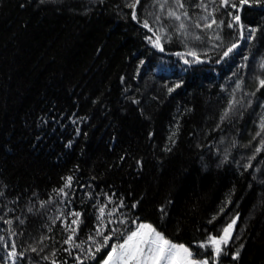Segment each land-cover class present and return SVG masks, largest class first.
I'll list each match as a JSON object with an SVG mask.
<instances>
[{
    "label": "trees",
    "instance_id": "trees-1",
    "mask_svg": "<svg viewBox=\"0 0 264 264\" xmlns=\"http://www.w3.org/2000/svg\"><path fill=\"white\" fill-rule=\"evenodd\" d=\"M133 3L0 0V264H102L142 223L206 259L199 245L233 219L218 264H264V146L228 159L213 146L219 126L243 144L238 131L264 122L260 85L256 111H228L264 63V0H167L180 20L164 0H140L133 19ZM33 196L42 218L20 226ZM98 228L111 237L100 252Z\"/></svg>",
    "mask_w": 264,
    "mask_h": 264
},
{
    "label": "snow or ice",
    "instance_id": "snow-or-ice-1",
    "mask_svg": "<svg viewBox=\"0 0 264 264\" xmlns=\"http://www.w3.org/2000/svg\"><path fill=\"white\" fill-rule=\"evenodd\" d=\"M140 0H135V3L130 4L129 6L133 8V19H136L135 8L139 4ZM167 3V0H164ZM176 4L183 8V4L180 3V0H175ZM214 2V0H213ZM261 3V0H240V5L231 3V0H221V6L224 7H232L239 8L241 5L250 4V3ZM201 5H204L203 0H201ZM168 15L170 17H174L176 20H180V16L175 12H169ZM187 15V13H185ZM231 15V13H229ZM233 20L239 24L240 16L234 15ZM212 24H223V21L217 22L215 19L212 20L211 23L206 24L205 26L208 28L212 27ZM234 25L232 23L228 24L229 28H232ZM144 27L149 28V24L147 21L144 22ZM197 27H200L198 24ZM180 28L183 29L184 25L181 24ZM151 31V28H149ZM255 29H251L250 32H254ZM199 39V37H196ZM243 38V37H241ZM251 38V36L249 37ZM216 39H220L219 35L216 36ZM159 45V38H157V42L154 46ZM238 47L237 44L233 43L227 50L222 53L221 59L228 57L230 53H233V50ZM188 55L192 56L194 59H197L196 52H189ZM185 63H189V61H185ZM260 86L264 87V79L260 80ZM179 87V85H177ZM239 88V85H237ZM171 91V89H170ZM228 113L225 112L224 116L227 117ZM223 119V117H222ZM262 127H264V122H262ZM71 177L68 178V183L65 185L66 187H70L71 185ZM60 191H63L61 189ZM135 207V205H133ZM101 214L103 215L104 209H100ZM223 211V209L221 210ZM73 215L79 217V213H73ZM11 223V221H9ZM73 224L78 223V220L72 221ZM123 223V221H121ZM236 224V219H233L226 227L222 229V234L214 237L209 236L207 238V244H200L199 247L211 248V254L209 258L201 259L197 255L190 250V248L185 247L183 244H174L167 240L163 235H161L158 231H156L149 224H139L137 229L132 231L131 234L127 235V238L123 243L112 246L111 250L107 252L106 257L102 258V264H209V260L213 262H218L219 257L227 253L225 252V248L229 244L232 238V232L234 229V225ZM70 231H75L74 229H69ZM113 231H116L113 229ZM96 235L103 236V240L99 242L96 247V252H100L102 248L108 247V240L111 239L110 236H104V233L101 229H97ZM73 237L69 236L65 241L66 243L72 242ZM93 243H96L93 240ZM13 249L15 245H12ZM74 247L80 248V244H74ZM35 251V249H33ZM9 255H15V252L9 253ZM238 256V253H237ZM90 258L95 259L96 257L90 254ZM236 258V257H233ZM47 259V257H45ZM79 259V257H77ZM83 264V261H81Z\"/></svg>",
    "mask_w": 264,
    "mask_h": 264
},
{
    "label": "rangeland",
    "instance_id": "rangeland-1",
    "mask_svg": "<svg viewBox=\"0 0 264 264\" xmlns=\"http://www.w3.org/2000/svg\"><path fill=\"white\" fill-rule=\"evenodd\" d=\"M167 4L170 5V3H165L164 5H162L163 11H160V12H162L161 15H163V16H169L168 13H166V11L169 10L170 8H173L171 6H168ZM168 12H170V11H168ZM181 24H182V22L178 21L177 25L179 27ZM183 25H184L183 29H185L186 24H183ZM186 32H184V33L189 38H191V39L195 38V36H193V33L190 32V30H187ZM262 43H264V42H262ZM256 46H259V45L256 44ZM250 63L252 65V59H251ZM148 79L154 81L153 78L149 77ZM261 79H264V63L262 64V66H258L257 64H253L252 68H251V80L247 81V84H245L246 88L243 87L241 92L239 91L238 93L234 94L235 95L234 101H233V103L230 104L229 109H228L229 113H232V114L234 113L233 115H235L247 107H249V110L252 108L251 105L248 106V104L251 101V95L253 94L252 91L258 85H260ZM252 81H254V82L252 83ZM254 101L257 102L255 98H254ZM256 110H257V108L254 105L253 108L251 109V113L256 111ZM66 111H68V109H66ZM76 111L78 112L77 109H76ZM256 126H257V123L255 124V128L253 125L252 129L246 133H244V131H241V130L238 131L239 135L237 138H240L241 140H244V138H245L244 141H246V142L243 144L242 143L238 144L236 137L232 134V132H230V127H227V128L225 127L223 129V128H221V126H219L218 129H219V135L220 136L218 137V134H217L216 138H214L213 146H215L216 148L219 149L217 151L218 153H221V151H222L223 154H221V155L224 156L225 158H226V156H228L227 155L228 152H231L233 157L239 156L240 153H242V152H245L247 154V156L250 157L253 154L258 153L260 151V149L262 148V146H264V140H263V138H264V127H262V124L258 125L257 127ZM216 140L218 142L217 144H216ZM215 158H216V156H215ZM226 159H228V158H226ZM240 159H242V158L240 157ZM229 160L231 161V159H229ZM214 167H217V166H214ZM2 194L3 193H0V201H1V199H4V197H1ZM8 201L9 200H7V202ZM32 201H34V202H32ZM7 204H9L10 207L12 206L14 208V210H16V211H18L20 209L17 206V202L15 204L8 202ZM35 204H37V198L36 197L34 198V196L32 197V199L26 200V201L21 202L19 204V207H21V209H20V211H18V213L14 217L15 220L17 221V224H19L20 226H23L28 219H35V218L41 219L42 218V215H41L40 211L37 209ZM15 205H16V207H15ZM22 208H24V209H22ZM142 224H147V223H142ZM131 232L132 231H130L129 234H131ZM45 237H46V235L44 234V235H42L41 240H38L39 238L38 239H30L29 241L25 240V243L27 245H29L30 248H34L43 239H45ZM209 264H210V261H209ZM214 264H218V262H214Z\"/></svg>",
    "mask_w": 264,
    "mask_h": 264
}]
</instances>
